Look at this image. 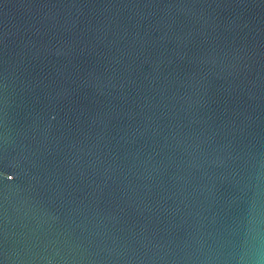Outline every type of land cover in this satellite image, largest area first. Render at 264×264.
Returning <instances> with one entry per match:
<instances>
[{
  "label": "water",
  "instance_id": "95a60500",
  "mask_svg": "<svg viewBox=\"0 0 264 264\" xmlns=\"http://www.w3.org/2000/svg\"><path fill=\"white\" fill-rule=\"evenodd\" d=\"M0 264H264V0H0Z\"/></svg>",
  "mask_w": 264,
  "mask_h": 264
}]
</instances>
